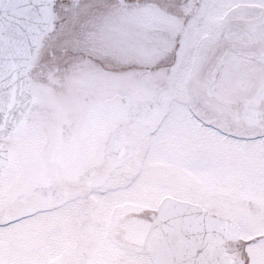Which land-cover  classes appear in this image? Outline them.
Instances as JSON below:
<instances>
[{
    "label": "flooded vegetation",
    "instance_id": "flooded-vegetation-1",
    "mask_svg": "<svg viewBox=\"0 0 264 264\" xmlns=\"http://www.w3.org/2000/svg\"><path fill=\"white\" fill-rule=\"evenodd\" d=\"M76 2L54 0L53 39L73 26L98 31L89 21L117 0H79L92 6L79 19ZM128 3L179 4L183 14V0ZM248 21L225 26L230 52L244 43L250 54L233 56L226 74L195 73L186 112L187 97L157 107L150 86L114 75L162 73L175 54L159 66L148 52L122 63L105 35L65 60L46 48L27 112L0 137V264L198 262L212 257L216 231L204 214L237 224L220 241L233 264H264V14ZM222 76V87H207ZM168 198L191 211L174 215Z\"/></svg>",
    "mask_w": 264,
    "mask_h": 264
},
{
    "label": "snow or ice",
    "instance_id": "snow-or-ice-1",
    "mask_svg": "<svg viewBox=\"0 0 264 264\" xmlns=\"http://www.w3.org/2000/svg\"><path fill=\"white\" fill-rule=\"evenodd\" d=\"M92 6L81 10L79 0L73 5V16L76 19L90 13ZM184 16L172 11L171 6L160 4H130L128 0H117L106 6L103 15L95 17L89 23L98 26V31L75 30L61 33L53 39L55 25L59 17L54 0L43 4L41 11L50 13V23L43 29L33 31V44L29 45L24 61L23 74L32 75L34 68L44 71L41 61L45 57V49L62 48V60L72 55L73 49L81 50L95 47L97 37L105 35L108 39L106 47L122 63L138 61L145 51L142 37L145 32L158 29L156 42L151 47L148 60L158 66L164 63L170 54H175V61L170 69L162 73L138 74L135 72L115 73L138 85L150 86L157 107L165 105L176 94L187 97L186 107L191 111L194 102L193 94L186 83L207 62H213L217 70L227 73L231 64V52L228 47L229 34L223 24V17L229 0H202L197 5L186 3ZM185 17H190L185 23ZM166 33V35H164ZM223 76L213 77L207 87L210 90L222 87ZM4 102L0 101V112L5 111ZM131 194V193H130ZM233 221L218 222L215 233L210 232L208 247L211 258L201 259L198 264H233L225 254L220 241L225 234L236 229ZM219 239H211V237Z\"/></svg>",
    "mask_w": 264,
    "mask_h": 264
},
{
    "label": "water",
    "instance_id": "water-1",
    "mask_svg": "<svg viewBox=\"0 0 264 264\" xmlns=\"http://www.w3.org/2000/svg\"><path fill=\"white\" fill-rule=\"evenodd\" d=\"M53 0H0V101L5 111L0 112V136L9 133L22 119L32 97V84L23 74L24 61L29 45L33 44L35 28H45L50 23V13L41 11L43 4ZM2 158V155H1ZM177 209L174 215L185 216L191 211L186 204H168ZM219 222H223L220 220ZM185 224V221H182ZM204 226L214 223L205 216ZM238 227L225 234L235 237ZM214 239H219L215 237ZM183 264L188 262L183 261ZM190 264V263H189Z\"/></svg>",
    "mask_w": 264,
    "mask_h": 264
},
{
    "label": "rangeland",
    "instance_id": "rangeland-1",
    "mask_svg": "<svg viewBox=\"0 0 264 264\" xmlns=\"http://www.w3.org/2000/svg\"><path fill=\"white\" fill-rule=\"evenodd\" d=\"M231 1V3H230ZM195 3L197 5H199L202 0H183V5H185L186 3ZM229 4L230 7L227 8L226 10H231V13H227L225 11L224 17H223V24H247L250 23L248 20L252 19V17L258 16L260 14H264V0H229ZM172 11L175 12L176 14L180 15V16H184V8H183V14H180V5L176 4V5H172ZM70 11H68L66 13V19L64 20V22H62V25H69L70 24ZM228 15V16H227ZM190 19V17H185V23L187 22V20ZM68 29V28H67ZM66 31V30H65ZM65 31L63 33H65ZM67 32V31H66ZM159 30L158 29H153L150 31L145 32L144 36H149L150 39L147 41V43H144V47H145V51L144 52H148L150 51L151 47L153 46V44L156 42V36L158 35ZM164 35H166V33H164ZM144 36L142 37V40L144 39ZM241 40H243V37L241 38ZM250 53L248 52V48L247 46H245L244 43L239 44L236 46V48L234 49V53H231V58L233 56L236 57H240V56H244L247 57ZM254 54V53H253ZM173 54H170L168 57L173 56ZM231 65V64H230ZM208 71L209 74L214 73V71L217 70V68L215 67L213 62H207L204 63L198 72L200 71ZM197 72V73H198ZM201 81V80H200ZM200 81H198V83H200ZM195 87V85H194ZM198 104H200V101H197ZM202 104V103H201ZM186 106L185 103H183V112H186ZM197 179H199L198 177H196ZM225 178V176L223 177Z\"/></svg>",
    "mask_w": 264,
    "mask_h": 264
}]
</instances>
